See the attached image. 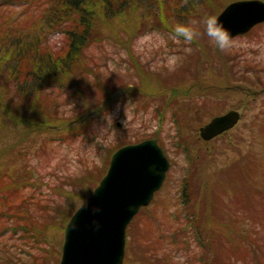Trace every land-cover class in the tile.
<instances>
[{
    "label": "rangeland",
    "instance_id": "374dc122",
    "mask_svg": "<svg viewBox=\"0 0 264 264\" xmlns=\"http://www.w3.org/2000/svg\"><path fill=\"white\" fill-rule=\"evenodd\" d=\"M39 1L0 0V27L2 22H31L24 20L37 13ZM232 1L212 0L215 16ZM201 18L175 19L165 29L149 26L152 20L145 26L136 22L123 31L118 27L110 30L97 14L93 28L95 33H102V38L90 41L84 50L88 64L85 80L77 75L75 78L81 82L76 89L48 90V95L54 98L51 112L56 111L51 115L60 116L64 124L86 115L80 123H69L62 134L42 133L33 138L26 133L23 123L14 126L2 108L20 118L29 106L25 103L19 106L17 98L11 97V90L6 96L0 89V149L13 147L4 157L11 159L15 172L20 173L23 167L32 171V185L14 201L12 217L7 213L10 209L4 206L0 264H58L66 224L58 216L64 206L65 214L71 216L90 195L72 200L68 193L87 187L83 182L94 168L108 167V156L114 152L110 149L137 138L138 142L155 139L170 164L161 188L128 226L125 253L129 241L133 260L142 261L140 254L148 253L142 248L145 242L166 233L172 243L161 237L167 250L161 254L155 247L157 261L152 263H161L169 255L184 263L195 255L197 260L205 256L215 264H252L243 263L242 251L231 253L232 247L240 245L245 246L246 252L255 248L261 259L257 264H264V23L232 38L233 47L219 54L206 36L202 35L190 46L172 38L178 22ZM62 30L61 24L51 29L44 44L58 47L63 40ZM188 47L191 52L186 51ZM170 56L181 58L175 70L169 67ZM4 79L0 74L1 84H5ZM102 83L121 89L105 104H102ZM200 98L208 99L207 104L201 105ZM230 109L240 111L238 123L210 141L201 140L199 127ZM240 156H250L259 168L252 179L244 180V184L235 183L238 189L242 187L239 200L220 193V187L216 188L210 179L215 171ZM209 185H213L212 190ZM82 191L86 194L85 189ZM215 196L222 204L215 202ZM232 209L244 219L232 213L229 217L226 213ZM190 215L198 230V242L197 235L192 236L185 228L189 226ZM145 219L152 221L146 231L142 226ZM182 222L184 227L180 226ZM44 223L48 226L45 232ZM50 223H56V228ZM140 228L145 231L143 235ZM180 241L187 246V252L176 253L174 244ZM198 243L206 247L205 251ZM169 245L172 250H168ZM166 264L174 263L166 260Z\"/></svg>",
    "mask_w": 264,
    "mask_h": 264
},
{
    "label": "trees",
    "instance_id": "16d2710c",
    "mask_svg": "<svg viewBox=\"0 0 264 264\" xmlns=\"http://www.w3.org/2000/svg\"><path fill=\"white\" fill-rule=\"evenodd\" d=\"M39 2L37 13L24 20H32L31 22H2L0 27V74L5 77V84L0 83V89L5 91L6 96L7 91L11 90V97L13 99L17 98L19 106H22L23 103L29 106V110L22 112V117L20 118L9 115L8 110L4 107L2 111L5 113L7 120L13 122L14 126L18 122L23 123L26 126V133L32 134L33 138L39 137L42 133L62 134L67 130V125L72 121L80 123L85 119L86 115L81 114L76 120V117H74L64 124L60 116L51 115L55 114L56 111L51 112L53 110L51 106L54 104V98L48 95V90L58 89L61 91L66 87L76 89L81 80L75 78V76L81 75V78H86L85 72L88 70V64L87 60H85L87 54L84 53V50L90 41H100L102 38V33H95L93 28L97 14L100 15L102 22H105L103 25L106 24L110 30L118 27L119 30L123 31L125 28H130L136 24V22L145 26L147 25L146 22L152 20L149 26L165 29V27L168 28L170 26L168 22H174L175 19L182 20L186 16H199L203 18L205 17L204 15L216 14L213 10L212 5L214 3L212 0H40ZM207 8L208 11L205 12ZM130 21H133V24H130ZM60 24L63 25V30L61 31L63 33V40L61 44L55 48L44 44L46 34ZM203 52L206 53V48L205 50L203 49ZM220 52L218 50L217 54ZM201 55L203 56V54ZM140 69L142 70L141 66ZM196 71H199V68ZM119 90L121 89H118V87L108 88L102 83V104L111 102L110 98ZM141 90L143 91V86ZM8 100L12 101L9 98ZM200 102L201 105H205L208 99H201ZM5 105L9 109L6 103ZM95 108H97L96 105ZM138 140V138L134 141L125 140L120 146L135 143ZM7 147L0 149V224L1 218H3L5 213L4 206L10 209V212L7 211V213L12 217L13 213L11 211L14 201L20 199L22 191L32 185V171L29 168L23 167L20 173L15 172L12 163H10L11 159L8 157L5 159L4 156L13 148L10 147L7 150ZM26 148H32V146L26 145ZM116 149L112 148L110 151H115ZM249 157L240 156L231 160L224 167L219 168V171L213 173V179L210 180L214 181L213 185L216 188L220 187V193L226 196H235L239 200L242 198L238 194L242 190V187L238 189L235 183L240 182L242 184L243 182L244 184L246 182L244 180L252 179L257 168H259ZM108 158H110V154ZM106 169L105 165L100 170L94 168L93 171L87 173L89 178L83 182L87 184V187L84 186L81 188V191L72 194L69 192V197L72 200L74 198L80 200L82 196L91 194V190L98 184ZM218 180H220V183H218ZM213 185H209L211 190ZM243 188L246 189L247 187L243 185ZM82 189L86 190L84 191L86 194H82ZM215 198V202L222 204L220 198L217 196ZM211 206L212 201L210 202V208ZM220 208V210H224L222 206ZM65 211L67 210L64 206L62 213L58 216V219L63 220V222L65 220L67 222L70 217L68 214H65ZM229 211L226 213L229 217H232L233 214V216L244 219L241 213L233 211V209ZM209 216L210 213L207 217ZM191 217L193 215L187 216V220L190 221L188 222L189 226L185 228L192 236L197 235L198 242V230L194 226ZM177 218L180 219L179 214ZM164 220L166 221V217H164ZM232 221L235 222L234 219ZM236 222H239V219L236 218ZM151 223L152 221L149 219L144 220L142 226H144L145 231ZM46 224H43V232L48 230ZM52 225V228L55 229L56 223ZM180 226L184 227L183 222ZM191 228L193 229L190 230ZM36 229L39 230L38 227ZM145 231H141L140 228L142 235ZM236 232L240 233L238 230ZM165 235L167 234L162 233L159 236L156 234L157 237L155 239L145 242V247L142 246V248L148 250V253L144 251L145 254H140V258H143L142 261L133 260L130 251L131 244L128 241L123 264H166V260L174 264H191L194 262L196 264H203L204 261V264H215L213 263V259L206 260L205 256H202L200 260L199 257L197 260V256L195 257V255H192L190 260L186 259L184 263L180 262L179 259L174 260L171 255L165 257V261L161 263H152V261H157L155 247L158 248L157 252L161 250V254L167 250V246L161 242L163 241L161 237H164L163 239L168 241ZM168 242L172 243L170 240ZM202 244L198 243V246L205 251L206 247L202 248ZM174 245H176V253L188 251L184 242L180 241ZM168 250H172L170 245ZM232 250V254H240L239 251L245 254L240 255L243 258L241 259L243 263H261V259L256 255V249L253 247L246 252L245 246L236 245L232 247ZM160 259L162 260V258Z\"/></svg>",
    "mask_w": 264,
    "mask_h": 264
},
{
    "label": "water",
    "instance_id": "95a60500",
    "mask_svg": "<svg viewBox=\"0 0 264 264\" xmlns=\"http://www.w3.org/2000/svg\"><path fill=\"white\" fill-rule=\"evenodd\" d=\"M217 17L233 38L264 22V2L236 0ZM239 118L235 109L214 116L199 128V136L209 141L234 127ZM168 167L153 139L117 149L86 205H80L66 223L58 264H122L127 226L140 208L151 202ZM96 207L99 212H93Z\"/></svg>",
    "mask_w": 264,
    "mask_h": 264
},
{
    "label": "clouds",
    "instance_id": "9594fccd",
    "mask_svg": "<svg viewBox=\"0 0 264 264\" xmlns=\"http://www.w3.org/2000/svg\"><path fill=\"white\" fill-rule=\"evenodd\" d=\"M202 35L206 36L210 43L221 52H227L233 47L229 31L215 15H207L201 19H189L184 23L178 22L172 30V38L176 41L182 40L188 46L200 39ZM191 50V47L186 49L188 52ZM180 59L177 56H170L168 58L169 67L175 70L180 64ZM86 203L87 201L83 200L81 206L86 205ZM99 211L98 207L93 209V212ZM95 226L98 228L99 224L95 223ZM73 228H75V224H73Z\"/></svg>",
    "mask_w": 264,
    "mask_h": 264
}]
</instances>
